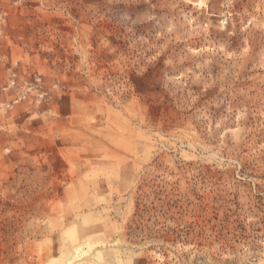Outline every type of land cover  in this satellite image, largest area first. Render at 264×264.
<instances>
[{
    "label": "rangeland",
    "instance_id": "rangeland-1",
    "mask_svg": "<svg viewBox=\"0 0 264 264\" xmlns=\"http://www.w3.org/2000/svg\"><path fill=\"white\" fill-rule=\"evenodd\" d=\"M0 15V264H264V0Z\"/></svg>",
    "mask_w": 264,
    "mask_h": 264
},
{
    "label": "built area",
    "instance_id": "built-area-1",
    "mask_svg": "<svg viewBox=\"0 0 264 264\" xmlns=\"http://www.w3.org/2000/svg\"><path fill=\"white\" fill-rule=\"evenodd\" d=\"M0 18H1V15H0ZM10 85H11V86H14V81H11ZM10 85H9V86H10ZM21 97L24 98V95H23L22 93H21Z\"/></svg>",
    "mask_w": 264,
    "mask_h": 264
}]
</instances>
